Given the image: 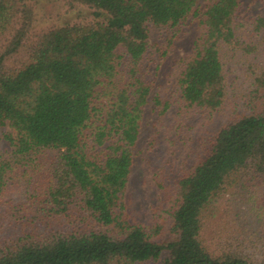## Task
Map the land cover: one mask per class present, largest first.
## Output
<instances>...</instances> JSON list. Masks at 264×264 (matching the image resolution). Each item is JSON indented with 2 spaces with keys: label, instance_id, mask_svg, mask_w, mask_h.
I'll use <instances>...</instances> for the list:
<instances>
[{
  "label": "trees",
  "instance_id": "obj_1",
  "mask_svg": "<svg viewBox=\"0 0 264 264\" xmlns=\"http://www.w3.org/2000/svg\"><path fill=\"white\" fill-rule=\"evenodd\" d=\"M71 1L103 18L40 32L24 65L10 68L35 15L26 0H0V127L13 131L8 158L0 153V191L18 174H37L47 157L34 217L62 219L65 228L18 236L0 247V264H135L163 251L162 264H253L234 251L210 253L200 232L205 209L237 174L264 180V11L240 18V0H210L201 15L177 90L187 107L228 120L179 178L171 237L157 241L156 229L126 219L123 198L150 95L142 72L148 25H180L197 0ZM152 100L163 115L168 102Z\"/></svg>",
  "mask_w": 264,
  "mask_h": 264
},
{
  "label": "rangeland",
  "instance_id": "obj_2",
  "mask_svg": "<svg viewBox=\"0 0 264 264\" xmlns=\"http://www.w3.org/2000/svg\"><path fill=\"white\" fill-rule=\"evenodd\" d=\"M26 2L35 16L22 47L7 61L10 68L24 65L29 46L40 32L103 18L95 16L93 8L71 0ZM209 2L197 0L196 14H190L178 26L148 25V54L142 72L151 86L150 95L133 147L123 198L126 219L148 230L156 229L154 238L157 241L171 237L170 212L179 178L207 154L215 132L228 120L222 114L210 119L204 111L187 107L176 84L185 62L192 55L193 42L202 28L199 21ZM262 11L264 0H240V18L255 17ZM4 42L6 39H1L0 46ZM230 70L231 79L236 83L244 79L238 63L232 62ZM155 94L168 102V109L161 116L152 100ZM8 134H13L8 126L0 127V153L4 158H8L12 149L5 138ZM39 164L37 174L33 170H29L28 176L18 174L12 185L0 191V247L23 234L42 235L50 229H65L62 219L50 220L48 227L50 224L34 217L32 196L45 184L47 157ZM200 240L214 255L234 251L247 256L253 264H264V180L251 170L237 174L205 209ZM165 255L163 251L156 260L135 264H162Z\"/></svg>",
  "mask_w": 264,
  "mask_h": 264
}]
</instances>
